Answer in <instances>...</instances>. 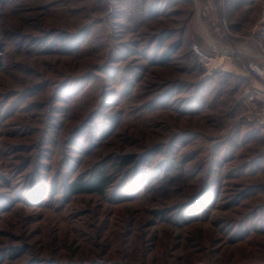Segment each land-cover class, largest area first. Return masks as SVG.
<instances>
[{
    "label": "rangeland",
    "instance_id": "obj_1",
    "mask_svg": "<svg viewBox=\"0 0 264 264\" xmlns=\"http://www.w3.org/2000/svg\"><path fill=\"white\" fill-rule=\"evenodd\" d=\"M263 49L264 0H0V264H264Z\"/></svg>",
    "mask_w": 264,
    "mask_h": 264
},
{
    "label": "built area",
    "instance_id": "obj_2",
    "mask_svg": "<svg viewBox=\"0 0 264 264\" xmlns=\"http://www.w3.org/2000/svg\"><path fill=\"white\" fill-rule=\"evenodd\" d=\"M191 51L198 62L207 68V70L211 71L217 69L226 58L224 54L218 53L216 55H211L206 53L197 43L192 45ZM244 67L253 77L261 80L264 84V49L258 55L248 58ZM251 115L257 125L264 126V96L259 106L252 111Z\"/></svg>",
    "mask_w": 264,
    "mask_h": 264
},
{
    "label": "trees",
    "instance_id": "obj_3",
    "mask_svg": "<svg viewBox=\"0 0 264 264\" xmlns=\"http://www.w3.org/2000/svg\"><path fill=\"white\" fill-rule=\"evenodd\" d=\"M248 72V71H247ZM249 73V72H248ZM253 79L262 83L261 80L253 77L249 74ZM133 161V157L129 156L125 164H129ZM94 173L90 177L86 178L84 176H80L78 178L73 179L70 182L65 183V190L70 195H77L82 193H98L103 194L105 193L106 189L109 187L110 184V177L103 173Z\"/></svg>",
    "mask_w": 264,
    "mask_h": 264
},
{
    "label": "crops",
    "instance_id": "obj_4",
    "mask_svg": "<svg viewBox=\"0 0 264 264\" xmlns=\"http://www.w3.org/2000/svg\"><path fill=\"white\" fill-rule=\"evenodd\" d=\"M257 81V80H256ZM260 83V82H259Z\"/></svg>",
    "mask_w": 264,
    "mask_h": 264
}]
</instances>
